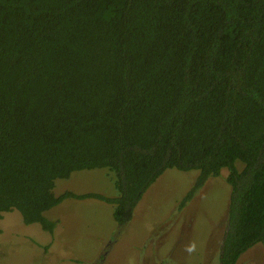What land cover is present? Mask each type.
<instances>
[{"label": "trees", "instance_id": "trees-1", "mask_svg": "<svg viewBox=\"0 0 264 264\" xmlns=\"http://www.w3.org/2000/svg\"><path fill=\"white\" fill-rule=\"evenodd\" d=\"M242 167L238 170L235 162ZM229 185L217 264L264 249V0H0V216L94 198L126 223L167 168ZM106 168L116 195L53 194Z\"/></svg>", "mask_w": 264, "mask_h": 264}, {"label": "rangeland", "instance_id": "rangeland-1", "mask_svg": "<svg viewBox=\"0 0 264 264\" xmlns=\"http://www.w3.org/2000/svg\"><path fill=\"white\" fill-rule=\"evenodd\" d=\"M235 166L239 170L242 164L236 161ZM226 173L222 167L207 177L177 209L198 171L163 170L122 226L114 222L112 206L94 198H66L45 210L44 217L55 220L51 233L37 223L24 224L15 210L3 212L0 264H217L229 196ZM65 190L116 195L106 168L57 178L53 194ZM236 264H264L263 246L253 244Z\"/></svg>", "mask_w": 264, "mask_h": 264}, {"label": "flooded vegetation", "instance_id": "flooded-vegetation-1", "mask_svg": "<svg viewBox=\"0 0 264 264\" xmlns=\"http://www.w3.org/2000/svg\"><path fill=\"white\" fill-rule=\"evenodd\" d=\"M163 261V260H162ZM159 264H161V263H159Z\"/></svg>", "mask_w": 264, "mask_h": 264}]
</instances>
